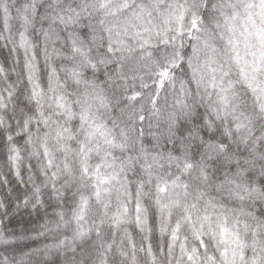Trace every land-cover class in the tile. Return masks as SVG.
Instances as JSON below:
<instances>
[{
  "label": "clouds",
  "instance_id": "9594fccd",
  "mask_svg": "<svg viewBox=\"0 0 264 264\" xmlns=\"http://www.w3.org/2000/svg\"><path fill=\"white\" fill-rule=\"evenodd\" d=\"M0 264H264V0H0Z\"/></svg>",
  "mask_w": 264,
  "mask_h": 264
}]
</instances>
